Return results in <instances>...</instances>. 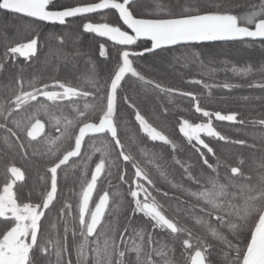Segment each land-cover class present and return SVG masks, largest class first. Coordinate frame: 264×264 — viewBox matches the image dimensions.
<instances>
[{
  "label": "snow or ice",
  "instance_id": "snow-or-ice-1",
  "mask_svg": "<svg viewBox=\"0 0 264 264\" xmlns=\"http://www.w3.org/2000/svg\"><path fill=\"white\" fill-rule=\"evenodd\" d=\"M139 2L80 0L75 5L60 6L56 0H0V10L60 25L66 24L69 18L114 12L117 14L116 23L86 19L82 29L107 38L123 49L106 80L101 82L97 74L91 75L88 81L91 90H83L58 79L51 85L44 83L37 87L32 80L26 82L21 74L0 93V152L13 153L25 160L43 158L50 165L46 169L50 174V188L38 194V202H32L30 195L28 202H23L25 197L18 182L25 181L26 170L14 160L6 167L8 179L0 189V264H175L168 255L170 251L174 252V248L168 249L167 245L160 250L153 248L159 243L153 233L143 227L137 229L132 226V217L137 214L147 218L152 229L186 235L187 238L181 242L183 251L194 248L188 253L190 264H264V118L251 122L253 127L262 130L258 134L259 147L247 139L230 138L213 126L212 117L244 126L246 122L237 111L224 114L206 110L194 92L164 87L146 78L135 66V59L145 53L178 45L225 41L259 44L264 48V0L250 4L244 13L234 12L239 5L231 4L230 0H167V3L150 0V9L142 12L137 11ZM55 39L63 44L62 35ZM139 41H150L151 46L141 51L130 50V46L137 45ZM38 52L39 35L35 34L26 42L8 47L3 57L5 61H15L17 57L31 60ZM190 55L200 67H205L201 53ZM99 56H109L105 44L99 45ZM4 68L5 63L0 62V70ZM259 70L264 73V65ZM232 71L243 76L253 71V65L233 66ZM129 77L165 94L178 93L191 98L195 101V112L207 118V122L200 123H191L188 119L179 121V133L194 148L197 163L173 157L174 163L183 169V178L188 185H172L186 197L177 199V215L191 219L193 226L202 228L208 237L207 240L198 238L195 246L191 228L165 214L149 192V187L145 186L155 189L149 172L141 166L130 147L122 142L127 124L118 123L120 102L132 109L140 131L151 141L169 145L174 152L177 150V145L145 118L129 95H121L124 82ZM190 82L209 90L213 87L229 90L241 87L227 82L209 84L203 79ZM50 87L59 90H49ZM248 87L264 90V81L250 83ZM40 98L52 106L67 102L74 115H53L50 104ZM81 98L83 108L78 103ZM252 135L255 141L257 134ZM93 136L109 138L103 141L106 151L95 163L90 179L81 181L78 215L73 216L71 204L65 203L58 210L57 221L62 223L63 231L53 240L49 230L56 224L50 222L46 225L44 221L49 219L47 212L51 211L57 198L58 170L76 158L83 164L86 177L92 157L82 149L86 138ZM202 137L247 148L260 155L250 158L253 167L246 171L243 157L238 158L234 165L221 158L214 145ZM65 144L66 149L63 148ZM113 151L116 152L115 159L112 158ZM156 158L162 157L157 155ZM121 162L134 169V179L127 189L131 198L127 205L130 215L123 225L119 217L125 210L124 202L110 204L109 190H103L92 206L98 181L112 176L109 169L115 167L119 182L128 183L126 170L120 169ZM161 175L167 179L165 173L161 172ZM112 195L120 196L121 193ZM181 204L183 208H179ZM129 241H132L131 245ZM145 244L147 252L144 251ZM217 244L221 247L218 248ZM214 251L218 254L215 260L212 258Z\"/></svg>",
  "mask_w": 264,
  "mask_h": 264
},
{
  "label": "trees",
  "instance_id": "trees-1",
  "mask_svg": "<svg viewBox=\"0 0 264 264\" xmlns=\"http://www.w3.org/2000/svg\"><path fill=\"white\" fill-rule=\"evenodd\" d=\"M65 6L74 5L80 0H68ZM92 0H88V2ZM259 0H230L233 5H239L234 8L236 13H244L252 3H258ZM86 19L94 22H101L98 15H91L85 18H76L67 22L66 25L45 24L27 17L11 14L0 10V62L5 63V68L0 70V93L5 86L10 84L19 75H23L26 82L32 80L39 87L44 83L51 85L55 80H60L80 87L83 90H91L88 83L93 73L98 75L101 80H106L109 71L114 67L118 54L122 46L108 42L95 34L83 31L82 24ZM106 22L114 23L113 17H108ZM39 35V52L31 60H25L23 57H17L15 61H5L3 54L10 46L18 42H26L33 35ZM63 36V44H59L55 37ZM105 44L109 53L108 57L99 56V45ZM150 43L139 41L137 45L131 46L130 50L141 51L144 47H149ZM201 53V59L205 61V67H200L199 63L194 61L190 53ZM213 61L209 64L208 61ZM253 65V71L240 75L233 72V66L237 68ZM264 65V48L259 44L240 43V42H219L207 44H193L190 46H177L165 50H159L154 53L145 54L135 59V66L138 67L146 78L159 82L164 87L179 89L180 91H192L200 99L201 107L211 112L221 111L227 114L230 111H237L240 118L245 120V125L240 126L227 121H217L212 117L213 126L222 134L233 139H247L249 143L256 142L259 147L258 127L252 126V121L264 118V90L257 87L249 88L250 83L264 81V73L259 68ZM203 79L206 83L222 85L231 83L241 85L234 89H224L222 87H213L211 90L204 89L200 84H194L190 81ZM51 88V87H50ZM129 95L138 105L141 113L155 127L165 132L166 135L177 145L174 152L169 145L162 142H153L142 133L137 122L134 120V113L127 105L120 102L118 105V123L126 122L127 126L122 135V142L130 147L132 154L141 163L150 174L154 181L155 189L148 185L149 192L156 198L162 206V210L169 218L179 221L181 225H187L193 232L192 243L195 246L197 239L207 240V234L202 228L193 226L191 219L185 215H177V199L184 200L185 196L180 191L172 187L173 184L183 183L187 185L186 178H183V169L174 163L173 157L184 160L188 163L196 164L198 156L188 143L187 139L179 133V121L188 119L191 123L207 122V118L195 112V101L191 98L177 94L168 95L159 90L145 87L136 81L135 78H126L121 95ZM247 97V99H245ZM42 102L43 98H40ZM83 108V99L78 102ZM53 115L64 116L74 115L72 107L64 102L62 105L52 106ZM167 109V111H165ZM253 133L257 136L253 138ZM205 138L210 141L217 149L221 158L227 159L230 163H236L237 159H245V170L249 171L253 167L251 157L259 156L260 153H253L250 149L238 147L236 145L217 142L214 138ZM108 137L93 136L87 138L82 152L90 155L92 159L88 163L87 176L84 175V166L79 159H72L68 165L62 166L58 170V193L57 198L51 206V211L47 212L48 220L44 223L56 224V227L50 228V237L55 240L58 233L62 234L63 225L57 221L58 210L65 203L71 204L73 216L78 215L79 193L81 191V181L85 178L90 179L91 171L94 165L99 161L106 151L103 141ZM194 143V142H193ZM67 148V144L63 145ZM157 155L162 158H156ZM112 158H116V152H112ZM17 163L26 170V179L24 182H18L21 185L20 191L23 202H28L31 197L32 202H38L37 196L40 192L50 188V174L46 171L50 165L43 158H29L28 160L20 158L13 153L0 152V189L8 179L6 167L11 162ZM152 161L149 163V161ZM120 169L126 170V180L128 183L121 184L118 180V171L115 167L109 169L112 171L110 178H102L98 181L97 191L93 196V204L98 200L103 190L110 191V204L115 201L119 204L124 202V211L120 215L121 225L125 223V218L130 215L128 202L130 196L127 195L129 184L134 179V169L130 164L121 162ZM165 173L167 179L161 175ZM223 173V169L221 170ZM109 183L112 187L109 188ZM158 189V191H157ZM119 192L120 196L112 194ZM167 193V195H165ZM184 205H179L183 208ZM194 215V214H193ZM132 226L139 229L143 227L153 233L154 238L159 243L154 244L153 248L160 250L167 245L169 258L175 261V264H190L188 253L183 251L182 240L187 238L184 234L174 235L168 230L152 229L150 222L141 214L132 217ZM2 227V225H0ZM71 242V236H69ZM132 241H129L131 245ZM136 243H140L136 240ZM217 247L221 245L217 244ZM144 251L147 252L145 244ZM217 252L212 253V258H217Z\"/></svg>",
  "mask_w": 264,
  "mask_h": 264
},
{
  "label": "flooded vegetation",
  "instance_id": "flooded-vegetation-1",
  "mask_svg": "<svg viewBox=\"0 0 264 264\" xmlns=\"http://www.w3.org/2000/svg\"><path fill=\"white\" fill-rule=\"evenodd\" d=\"M91 2V1H89ZM161 3H167V0H160ZM56 3L60 6H65L69 3L68 0H56ZM75 5V4H74ZM151 7V3H150V0H140V2L138 3L137 5V11L138 12H142V11H145L147 9H150ZM94 15H98L100 16L101 18V22H106L105 20L108 18V17H113L114 18V23L117 22V14H115L114 12H101V13H97V14H94ZM91 16V15H90ZM80 18V17H79ZM73 20V19H72ZM70 20H68L69 22ZM40 22V21H39ZM43 23V22H42ZM67 24V23H66ZM65 24V25H66Z\"/></svg>",
  "mask_w": 264,
  "mask_h": 264
},
{
  "label": "water",
  "instance_id": "water-1",
  "mask_svg": "<svg viewBox=\"0 0 264 264\" xmlns=\"http://www.w3.org/2000/svg\"><path fill=\"white\" fill-rule=\"evenodd\" d=\"M5 12H7V11H5ZM8 13H11V12H8ZM11 14H14V13H11ZM15 15H17V14H15ZM91 15H94V14H91ZM21 16V15H20ZM24 17V16H23ZM76 18H79V17H76ZM76 18H69V20H72V19H76ZM31 19V18H30ZM37 21V20H36ZM40 22H43V21H40ZM43 23H45V24H51V25H60V24H52V23H48V22H43ZM65 25V24H64ZM101 38V37H100ZM102 39H104V40H106V41H108V42H111V41H109V40H107V38H102ZM146 42H149L150 43V41H146ZM219 42H225V41H208V42H200V43H197V44H207V43H219ZM112 43V42H111ZM114 44V43H113ZM151 46V45H150ZM149 46V47H150ZM178 46H180V45H178ZM131 47V46H130ZM173 47H177V46H173ZM173 47H169V48H173ZM168 48V49H169ZM157 51H159V49L158 50H156L155 52H157ZM154 53V52H153ZM145 54H150V53H145ZM144 54V55H145ZM87 139V138H86ZM74 159V158H73Z\"/></svg>",
  "mask_w": 264,
  "mask_h": 264
},
{
  "label": "rangeland",
  "instance_id": "rangeland-1",
  "mask_svg": "<svg viewBox=\"0 0 264 264\" xmlns=\"http://www.w3.org/2000/svg\"><path fill=\"white\" fill-rule=\"evenodd\" d=\"M49 90H59V89H53V88H49ZM143 199V196L141 197Z\"/></svg>",
  "mask_w": 264,
  "mask_h": 264
}]
</instances>
